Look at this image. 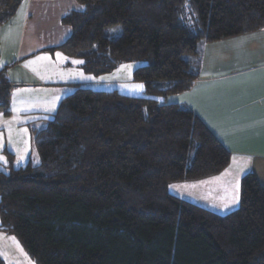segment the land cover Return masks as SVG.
Returning a JSON list of instances; mask_svg holds the SVG:
<instances>
[{
	"label": "trees",
	"instance_id": "1",
	"mask_svg": "<svg viewBox=\"0 0 264 264\" xmlns=\"http://www.w3.org/2000/svg\"><path fill=\"white\" fill-rule=\"evenodd\" d=\"M23 0H0V26ZM50 51L98 76L140 61L144 95L75 84L45 126L37 162L0 171V230L36 264H264V187L241 177L239 205L218 214L167 189L219 173L229 151L187 105L202 46L264 28V0H75ZM11 82L0 69V113ZM159 98V99H158ZM0 264H4L0 258Z\"/></svg>",
	"mask_w": 264,
	"mask_h": 264
},
{
	"label": "crops",
	"instance_id": "2",
	"mask_svg": "<svg viewBox=\"0 0 264 264\" xmlns=\"http://www.w3.org/2000/svg\"><path fill=\"white\" fill-rule=\"evenodd\" d=\"M76 7L75 0H23L0 26V69L7 68L11 82L9 115L0 113L1 145L6 124L17 128L26 124L30 132L43 128L40 115L53 112L75 84L93 87L101 83V78L94 80L81 70L79 60L49 50L69 35L61 17ZM201 62L189 89L160 100L191 108L229 151L230 160L215 175L174 182L167 189L218 214L222 213L217 210H225V214L239 205V201H230L237 181L240 191L244 174L254 173L264 187V28L205 43ZM127 79L133 81L131 74ZM170 185L178 186L170 189Z\"/></svg>",
	"mask_w": 264,
	"mask_h": 264
},
{
	"label": "rangeland",
	"instance_id": "3",
	"mask_svg": "<svg viewBox=\"0 0 264 264\" xmlns=\"http://www.w3.org/2000/svg\"><path fill=\"white\" fill-rule=\"evenodd\" d=\"M140 64V61L125 62L118 65L110 72L98 76L88 75L94 80L95 78H101L100 84H94L93 87L95 89H117L119 92L128 95H144V86L141 82L127 81L129 80L127 78L130 76L132 70ZM137 85H142L143 87L137 88ZM162 101L163 100L159 99V102ZM5 122L11 123L7 118H5ZM2 129L4 133L2 137L3 145H1L0 141V158H2L0 159V170L7 169L6 164L11 152L15 157L14 159L12 157V166L23 165L28 160L33 163L37 162L38 158L32 142V133L29 131L30 127L28 125L25 124L17 128L14 127V125L9 126L6 124ZM172 186L173 185H170V189H172ZM174 186L177 187L178 185ZM217 211L223 214L225 210ZM0 258L3 260L4 264H36L28 253L19 245L16 237L3 230H0Z\"/></svg>",
	"mask_w": 264,
	"mask_h": 264
},
{
	"label": "snow or ice",
	"instance_id": "4",
	"mask_svg": "<svg viewBox=\"0 0 264 264\" xmlns=\"http://www.w3.org/2000/svg\"><path fill=\"white\" fill-rule=\"evenodd\" d=\"M136 87L137 88H142L143 86L142 85H137ZM0 159H2V158H0ZM241 171H243V169H241ZM172 187H175V186H172ZM234 189H235L236 194L233 197V199L230 201V203H232V204L238 203V201H239V182L238 181L234 185ZM225 206H227V205H225Z\"/></svg>",
	"mask_w": 264,
	"mask_h": 264
}]
</instances>
